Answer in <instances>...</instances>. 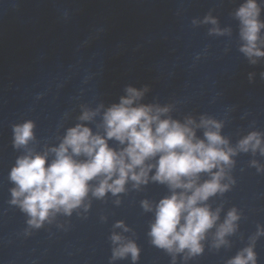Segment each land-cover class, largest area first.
<instances>
[{
	"label": "clouds",
	"instance_id": "9594fccd",
	"mask_svg": "<svg viewBox=\"0 0 264 264\" xmlns=\"http://www.w3.org/2000/svg\"><path fill=\"white\" fill-rule=\"evenodd\" d=\"M235 15L241 22V38L245 41L241 51L250 58L264 56V51L257 46L259 33L264 28V22L259 20L257 0H246ZM205 22L216 24V20L210 17ZM213 31L218 32L219 29ZM127 93L119 104L104 113V136L93 134L89 127L78 124L68 129L59 147L51 150L55 153L51 163H47L46 154L19 157L9 174L16 185L11 190V203L18 204L31 217L28 221L30 225L40 227L50 214L61 210L70 214L80 206L89 192V182L98 176H103V179L93 195L103 197L107 191L113 194L123 192L129 178L137 185L146 183L148 172L155 167L154 181L185 191L174 192L170 197L161 199L156 206L155 221L149 232L152 243L169 252L187 249L189 255H198L203 251L201 241L218 219V210L214 213L200 203L217 192L227 190L228 185L221 184L225 175L222 165L233 163L231 157L235 155V150L223 147L228 142L219 134L221 125L217 122L202 120L205 128L214 127L216 131H205V139L199 140L188 126L193 121L181 124L161 120L159 114L166 112V108H157L154 113L151 106H133L142 93L131 87ZM94 115L86 111L80 119L90 120ZM33 129L31 121L14 126V146H26L34 139ZM109 139L127 146L117 152L109 147ZM260 144L258 134L252 133L242 139L238 147L242 151L249 148L255 151ZM260 150L264 153V148ZM81 155L86 159H75ZM157 156L156 165L145 166L148 159ZM137 168L139 172L135 171ZM214 168L219 171L212 173L210 180L197 185L195 178L202 172L211 173ZM189 191L191 194H186ZM143 206L150 210L147 201L143 202ZM237 219L235 209L228 212L216 233V247L226 242V234L234 232ZM116 226L121 227L122 224ZM112 240L118 243L121 237L114 234ZM129 253L133 261L139 256V248L131 241L115 248L113 256L123 258ZM229 264H256V253L252 247L245 248Z\"/></svg>",
	"mask_w": 264,
	"mask_h": 264
},
{
	"label": "water",
	"instance_id": "95a60500",
	"mask_svg": "<svg viewBox=\"0 0 264 264\" xmlns=\"http://www.w3.org/2000/svg\"><path fill=\"white\" fill-rule=\"evenodd\" d=\"M0 264H35L17 219L1 186Z\"/></svg>",
	"mask_w": 264,
	"mask_h": 264
}]
</instances>
